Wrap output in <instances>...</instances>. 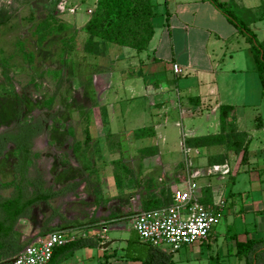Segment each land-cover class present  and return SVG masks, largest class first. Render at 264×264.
<instances>
[{
    "label": "crops",
    "instance_id": "0c3cea01",
    "mask_svg": "<svg viewBox=\"0 0 264 264\" xmlns=\"http://www.w3.org/2000/svg\"><path fill=\"white\" fill-rule=\"evenodd\" d=\"M29 1L21 0L19 6L18 0H0V11L7 9L8 14L35 17V21L41 14L50 12L77 34L68 43L71 48L65 57L66 65L77 89L95 104L74 110L77 117L69 125L72 129L82 126L83 138L75 141L72 150L87 154L90 146L96 145L104 160L108 155L115 157L110 172L97 175L99 183L88 178L92 172L89 166L83 167L87 174H82L80 180L72 179L57 187L46 186L41 171L34 170L37 185L58 194L46 203L33 205L26 217L18 220L16 229L21 234L23 248L51 232H66L70 234L67 242L79 238V234L80 238L99 241L95 248L77 250L87 251L77 264L126 261H129L126 264L142 261L163 264L168 255L166 251L162 247L149 251L137 235L138 246L133 250L137 254L132 252L125 258L118 255L113 249L116 240H109L107 232L126 228L122 220L131 210L134 212L130 219L133 230L132 219L136 214L169 206L173 192L183 190L188 179L197 185L200 204L215 213L227 204L228 208H235L240 201L241 214L257 216L249 231L231 238L232 248L235 249L237 241L263 238L264 184L260 183L264 171V86L247 38L208 0H153V35L145 50L136 52L107 44L104 55L92 56L82 52L85 41L82 28L97 0L84 11L80 6L85 0ZM217 2L227 5L228 9L233 6L238 12L245 11L242 21L234 13L232 17L247 26L258 41V33L264 36V0ZM77 41L81 43L79 47ZM173 64L180 68L179 74L173 72ZM223 106L233 109L227 122L236 133L245 135L242 150L235 154L224 145L187 146L186 140L219 135V109ZM139 130L144 132L136 137L134 133ZM129 142L136 152L133 166L126 163ZM114 146L118 147L117 154ZM42 147L39 144V150ZM43 161L42 154L37 159L33 155L35 168L43 167ZM224 165L228 169L226 174L210 172L212 166ZM246 175L250 183H256L254 191L244 188ZM75 184L76 188L71 189ZM79 190L88 201L85 216H66L51 206L52 201H79L75 198ZM29 192L32 191L29 189ZM92 194L95 199L89 202ZM39 206L47 210L41 212L37 220H30L32 209ZM20 223L22 230L17 228ZM107 242L112 243L106 249L99 247ZM129 243V240L124 241L126 245ZM139 246L144 247L145 252H139ZM8 259L2 258L0 263L5 264Z\"/></svg>",
    "mask_w": 264,
    "mask_h": 264
},
{
    "label": "rangeland",
    "instance_id": "374dc122",
    "mask_svg": "<svg viewBox=\"0 0 264 264\" xmlns=\"http://www.w3.org/2000/svg\"><path fill=\"white\" fill-rule=\"evenodd\" d=\"M18 1L19 6H21V0ZM26 2L30 3L31 1L26 0ZM92 4L93 0H85L80 9L84 11ZM229 11L234 13L235 17L241 21L244 14H246L245 11L238 12L233 6ZM0 12L3 13L6 19L5 23L0 26V88L6 84L9 89L12 85L14 92L17 93L16 98H12L7 94L2 95L0 90V134L14 130L15 122H17L16 114L20 110L19 119L21 123L39 121L41 126L45 127L42 134L32 140L31 146L32 155L36 159L41 154L44 156V165L41 166L42 169L31 166L28 171L31 177L34 176V170L37 169L41 171L46 186L51 184L57 187V185L64 184L72 179L80 180L82 174H87L82 170L83 167L89 166L92 172L88 178L99 183L97 175L107 171L110 172L114 155H108L104 160L101 157V152L97 151L96 145H91L87 150V154L85 151H82V154L81 152L75 153L72 150L75 147V141L83 138L82 126L72 129L69 125L70 121L73 118L75 120L77 117L74 110H81L84 106L91 107L95 104V101L84 97L83 91L77 89L76 83L72 82V74L66 65V61L65 66H62L61 58L63 57L64 43L70 41L77 34H73L69 29L62 30L49 36L42 44H39L34 35V28L50 12L41 14L36 21L35 17L29 18L23 14L19 17L16 14H8L7 9ZM58 20L61 21L59 18ZM258 39L264 49V36L261 33H258ZM80 44L78 41L76 42L77 47ZM68 47L66 54L69 53L71 48L69 44ZM3 69L7 74V80L9 81L7 83H4ZM258 88L260 89L259 84ZM70 130H73L72 136ZM262 134L264 138V132ZM39 144L43 146L41 150H39ZM126 146L128 153L126 163L133 166L136 152L130 142ZM13 148L12 145H9L6 147L4 154L0 156V184L8 183L14 179L12 170L15 163ZM114 149L117 154L118 147L114 146ZM261 175L263 182L260 185H263L264 171L261 172ZM243 178L245 179L244 188L254 191L256 183H250L248 175ZM230 188L231 185L228 186V189ZM11 192V188H5L0 191V195L7 197ZM81 194L82 191L79 190L75 195L76 200L79 201H52L51 206L57 207L66 216L75 214L78 217H83L85 216V209L88 207V201H85ZM94 199L93 194L88 198L89 202H93ZM227 201L230 202V199H227ZM64 204L65 206H63ZM228 205L221 208L217 214L216 225L213 226L210 235L202 243L197 242L186 245L174 252L163 245L162 249L168 254L167 260L169 262L167 264H245L244 261L233 255L235 249L232 248L231 238L238 234L243 235L242 233L245 230L249 231L253 220H257V216L241 214L242 204L240 201L236 202L235 208H228ZM46 210L45 206L33 208L29 216L30 220H37L38 215ZM133 213V210H131L124 214L125 220H122V226H127L126 228L118 232H107L109 240H116L113 243V249L117 251L118 255H123L124 258L132 252L137 254L136 251H133L138 246L136 234L130 227V219ZM227 225L229 229H227ZM22 226V223H20L17 228L22 230ZM63 236L68 238L70 234L64 232ZM77 237L80 238L81 235L79 234ZM125 240H129V245L124 244ZM137 250L145 252L144 247L139 246ZM90 252L92 251L89 250ZM86 254L87 251L84 250L74 251L62 262L77 264L80 261L79 258ZM209 257H211V260H209ZM126 262L119 264H126Z\"/></svg>",
    "mask_w": 264,
    "mask_h": 264
},
{
    "label": "trees",
    "instance_id": "16d2710c",
    "mask_svg": "<svg viewBox=\"0 0 264 264\" xmlns=\"http://www.w3.org/2000/svg\"><path fill=\"white\" fill-rule=\"evenodd\" d=\"M208 2L247 38L253 53L259 80L261 85L264 86V49L261 43L247 26L240 24L232 17V12L229 11L227 5L220 4L217 0H208ZM154 6L153 0H97L94 11L82 28L85 34V41L81 48L82 52L92 56L104 55L107 44L126 47L136 52L145 50L153 35L151 19ZM5 21L3 13L0 12V26ZM66 29L65 24L59 21L55 14L49 13L45 19L35 26L34 35L38 43L42 44L49 36ZM67 43H64L62 51V66H65L66 49L69 48ZM2 76L4 83H7L8 78L4 69L2 70ZM0 90L2 95L7 94L12 98L17 96L12 85L8 89L4 84ZM232 111L233 109L230 107H220L221 132L219 135L189 139L186 140V145L189 147L224 145L227 150L234 151L235 154L241 151L245 135L236 133L232 124L227 122ZM20 113V110H18L14 130L0 134V156L5 151L6 146L11 144L14 147L13 154L15 158V163L12 166L14 179L8 183L0 184V189H12L10 197H0V259L15 256L24 246V243L21 242V234L16 229L18 220L26 217L33 205L41 202L46 203L58 194L43 190L37 185L38 181L35 177H31L28 172L29 168L33 166L32 140L39 136L42 126L39 121L21 123ZM142 131L139 130L134 135L138 137ZM76 186L77 184L71 189L76 188ZM29 189L32 191L31 193ZM215 214L217 215V213ZM98 245L99 241L97 239L77 238L55 247L51 258L46 264H60L74 251L82 248H95ZM144 245L151 252L155 250L146 243ZM235 257L244 261L245 264H264V237L247 239L243 242L237 241L235 244ZM168 262L166 257L163 264ZM141 264L149 263L148 261H142Z\"/></svg>",
    "mask_w": 264,
    "mask_h": 264
},
{
    "label": "built area",
    "instance_id": "2783aa9c",
    "mask_svg": "<svg viewBox=\"0 0 264 264\" xmlns=\"http://www.w3.org/2000/svg\"><path fill=\"white\" fill-rule=\"evenodd\" d=\"M172 68L176 74L181 72L176 64ZM210 172L226 174L228 169L225 165L212 166ZM196 190L197 185L188 179L183 190L173 192L169 206L136 214L132 228L139 240L154 248L165 245L173 252L205 241L217 223V215L200 204ZM67 241L63 233L51 232L36 243L25 246L5 264H46L54 248Z\"/></svg>",
    "mask_w": 264,
    "mask_h": 264
},
{
    "label": "water",
    "instance_id": "95a60500",
    "mask_svg": "<svg viewBox=\"0 0 264 264\" xmlns=\"http://www.w3.org/2000/svg\"><path fill=\"white\" fill-rule=\"evenodd\" d=\"M111 243L112 242H107V243L101 244L99 247L102 249H106Z\"/></svg>",
    "mask_w": 264,
    "mask_h": 264
},
{
    "label": "flooded vegetation",
    "instance_id": "af4514ba",
    "mask_svg": "<svg viewBox=\"0 0 264 264\" xmlns=\"http://www.w3.org/2000/svg\"><path fill=\"white\" fill-rule=\"evenodd\" d=\"M44 128H45V127L43 126V127H42V131H41V133L43 132V129H44ZM41 133H40V134H41ZM40 134H39V135H40ZM9 145H11V144H8L6 147H8ZM5 151H6V150H5ZM5 151H3L2 155L4 154Z\"/></svg>",
    "mask_w": 264,
    "mask_h": 264
}]
</instances>
